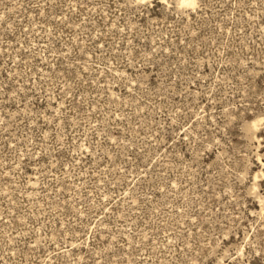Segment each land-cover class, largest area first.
Listing matches in <instances>:
<instances>
[{
	"label": "rangeland",
	"instance_id": "obj_1",
	"mask_svg": "<svg viewBox=\"0 0 264 264\" xmlns=\"http://www.w3.org/2000/svg\"><path fill=\"white\" fill-rule=\"evenodd\" d=\"M0 264H264V0H0Z\"/></svg>",
	"mask_w": 264,
	"mask_h": 264
},
{
	"label": "bare ground",
	"instance_id": "obj_2",
	"mask_svg": "<svg viewBox=\"0 0 264 264\" xmlns=\"http://www.w3.org/2000/svg\"><path fill=\"white\" fill-rule=\"evenodd\" d=\"M181 3H191V0H180Z\"/></svg>",
	"mask_w": 264,
	"mask_h": 264
}]
</instances>
